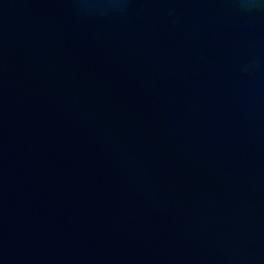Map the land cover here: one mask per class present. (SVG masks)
<instances>
[{
    "label": "water",
    "instance_id": "water-1",
    "mask_svg": "<svg viewBox=\"0 0 264 264\" xmlns=\"http://www.w3.org/2000/svg\"><path fill=\"white\" fill-rule=\"evenodd\" d=\"M0 264H264V0H0Z\"/></svg>",
    "mask_w": 264,
    "mask_h": 264
}]
</instances>
